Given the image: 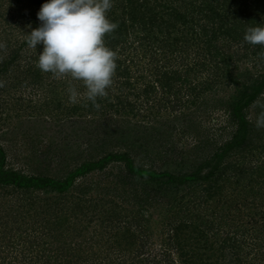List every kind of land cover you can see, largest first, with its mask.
Returning a JSON list of instances; mask_svg holds the SVG:
<instances>
[{
    "label": "trees",
    "instance_id": "1",
    "mask_svg": "<svg viewBox=\"0 0 264 264\" xmlns=\"http://www.w3.org/2000/svg\"><path fill=\"white\" fill-rule=\"evenodd\" d=\"M46 2L0 0V120L100 111L93 131L114 146L57 177L11 166L0 144V264H264V128L250 117L264 103V47L244 41L248 27L264 26V0H113L119 27L105 39L119 59L99 110L84 96L65 103L67 78L36 67L43 45L26 37ZM248 60L258 69L236 71ZM226 83V95H205ZM216 104L225 125L202 132L195 117ZM196 122L192 146L156 168L161 133L185 135ZM113 166L104 187L120 200H85L103 183L77 180Z\"/></svg>",
    "mask_w": 264,
    "mask_h": 264
},
{
    "label": "rangeland",
    "instance_id": "2",
    "mask_svg": "<svg viewBox=\"0 0 264 264\" xmlns=\"http://www.w3.org/2000/svg\"><path fill=\"white\" fill-rule=\"evenodd\" d=\"M233 49L235 50L236 47ZM235 63L240 64L236 71H244L246 66L250 71H255L258 67V65L253 67L254 61L249 60L246 62L235 61ZM231 88L232 86L226 83V85L218 87L216 93L210 90L205 95L210 97L212 95L224 96L232 90ZM35 89L36 87L31 86V99L38 97ZM84 92L79 91L80 98H82ZM64 101L65 103H70L69 98ZM34 102H31V107L34 106ZM214 108H209V111H203L202 114L201 112L194 113L197 116L201 114L200 117H195V119H198L202 132H207L208 130L211 132H219V129L225 125L226 118L221 111V104H216ZM258 114L259 109L257 110L255 108L250 115L254 122ZM93 116L94 113H88L83 120L78 117L75 119L72 116L68 119L67 117H63L62 121L55 122L51 120L50 115H42V113L36 116V118H39L36 121H34L35 119L30 121L25 118L18 119L16 117L7 118L3 115L0 120V144L6 147L9 157L8 161L11 166L26 172H42L44 174L62 177L82 161V159L89 156H98L101 152H104L103 148H113L114 145H110L109 147L108 145L104 146L97 137L98 134L94 132L96 131L94 129L98 125L100 126L107 116H102L100 111L98 114H95V117ZM31 117L33 118V116ZM160 118L162 121L165 120L162 116ZM192 125V132L189 131L185 135L177 134V131L172 130V136H169L167 131L161 133L163 134L161 135L162 143L166 146V142H168V145L161 154L165 155L164 157L162 156L163 159L158 158L155 160L154 164L156 168L159 169L161 167L164 159L166 162L172 161L173 157L171 154H175L176 149H181V144H185V148L192 146L191 144L195 138L193 134L196 133L194 130L197 128V122ZM89 131H93L94 135H89ZM166 135L168 136L166 137ZM170 139L172 140L170 141ZM170 143L174 144L175 147L173 148ZM257 158L264 159V150L261 151L260 155H257ZM146 162L147 159L144 163ZM147 163L150 164L149 161ZM116 173L117 169L113 166V168L109 167L105 173L93 172L86 178L78 179L77 182L83 181L85 184L92 186L99 182L103 183L102 191L91 187L85 200H120L117 191L110 193L109 190H106L107 187H111V183H109L111 181L110 179H113ZM1 193H3V190H1ZM16 195V193L12 192L7 197L10 196L14 200H17ZM7 197L2 200H8ZM40 197L44 198L45 195L41 194Z\"/></svg>",
    "mask_w": 264,
    "mask_h": 264
},
{
    "label": "clouds",
    "instance_id": "3",
    "mask_svg": "<svg viewBox=\"0 0 264 264\" xmlns=\"http://www.w3.org/2000/svg\"><path fill=\"white\" fill-rule=\"evenodd\" d=\"M113 6V0H47L37 14L40 26L27 34L29 48L43 45L36 67L57 80L67 78L72 104L80 99L73 81L82 82L84 98L97 110L101 108L98 98H107L114 83L118 50L111 49L105 39L119 27L108 16ZM244 41L264 47V26L248 27ZM3 86L0 81V87ZM256 106L261 111L255 127L261 129L264 128V103L258 101Z\"/></svg>",
    "mask_w": 264,
    "mask_h": 264
}]
</instances>
